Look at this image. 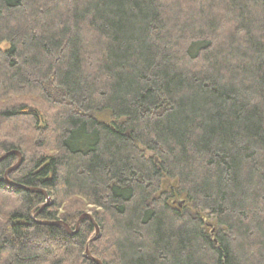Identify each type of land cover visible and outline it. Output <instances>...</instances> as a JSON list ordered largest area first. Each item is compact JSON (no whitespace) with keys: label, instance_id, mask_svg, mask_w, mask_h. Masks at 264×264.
Returning a JSON list of instances; mask_svg holds the SVG:
<instances>
[{"label":"trees","instance_id":"trees-1","mask_svg":"<svg viewBox=\"0 0 264 264\" xmlns=\"http://www.w3.org/2000/svg\"><path fill=\"white\" fill-rule=\"evenodd\" d=\"M12 151L0 264H264V0H0Z\"/></svg>","mask_w":264,"mask_h":264},{"label":"water","instance_id":"water-1","mask_svg":"<svg viewBox=\"0 0 264 264\" xmlns=\"http://www.w3.org/2000/svg\"><path fill=\"white\" fill-rule=\"evenodd\" d=\"M12 153H13V154H17L19 160H18V162H17L13 167L10 168V170H14V169L18 168V167L20 166V164L22 163V160H23V158H22V154H21L20 152H18V151H12V152H10V153H6V154H4L2 157H0V161L3 160V159L6 158L9 154H12ZM7 174H8V173H7ZM6 176H7V175H6ZM26 189H27V190H30V191L41 192V193H43V194H45V195L47 196V201L50 200V196H48L47 193H46L45 191H43V190L34 189V188H26ZM46 205H48V204H47V203L43 204V205L41 206V208L45 207ZM84 219H89V220L94 224V227H95V236H94L92 239L89 240V243H90V242H92L93 240H96V239L99 237V235H100V226H99V224L94 220V218H93V216H92L91 214H89V213H84V214L78 219L77 224H76V230H75V231L78 230L81 221L84 220ZM39 222H40V221H39ZM41 223H43V224H45V225H60V226H64V227L67 229L68 232H70V233L75 232V231H72L71 228H70V226H69L67 223H65L64 221H62V220H57V221H42ZM86 254H87V256H88L91 260H93V261L96 262L97 264H103L99 259H97L96 257H94V256L90 253V250H89V247H88V246H87V248H86Z\"/></svg>","mask_w":264,"mask_h":264},{"label":"rangeland","instance_id":"rangeland-1","mask_svg":"<svg viewBox=\"0 0 264 264\" xmlns=\"http://www.w3.org/2000/svg\"><path fill=\"white\" fill-rule=\"evenodd\" d=\"M100 119H105L106 121H108V122H111V120H112V118H111V116L109 115V113H104V114H102V115H100ZM148 154H151L150 152H147ZM176 185V181L175 180H170V179H165L164 181H163V190H168V189H171V188H173L174 186ZM52 201H53V197H50V200L49 201H47L46 200V202L45 203H47V204H51L52 203ZM44 203V204H45ZM43 205V204H42ZM41 205V206H42ZM90 208H91V206H90ZM86 213H89V214H91L92 215V212H91V210H89V209H87L86 211H85ZM93 216V215H92ZM205 219H206V221L208 222V223H210L208 226H207V230L208 231H210V229H211V226L212 225H214V223H215V220H213L212 218H209V217H207V216H205Z\"/></svg>","mask_w":264,"mask_h":264}]
</instances>
